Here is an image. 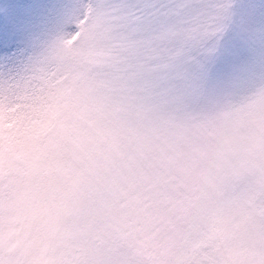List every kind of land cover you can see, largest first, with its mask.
<instances>
[{"label": "clouds", "instance_id": "1", "mask_svg": "<svg viewBox=\"0 0 264 264\" xmlns=\"http://www.w3.org/2000/svg\"><path fill=\"white\" fill-rule=\"evenodd\" d=\"M176 2L130 83L114 0L0 57V264H264V0Z\"/></svg>", "mask_w": 264, "mask_h": 264}, {"label": "snow or ice", "instance_id": "2", "mask_svg": "<svg viewBox=\"0 0 264 264\" xmlns=\"http://www.w3.org/2000/svg\"><path fill=\"white\" fill-rule=\"evenodd\" d=\"M114 3L119 5L116 9L117 22L126 34L124 37L125 47L132 51L120 62L123 66L116 68L112 73V78L99 85L101 88H110L121 82L130 83L135 80L143 71V58L136 42V37L140 35L139 30L145 26L150 27L158 20L163 19L164 16H179L180 14L176 0H171V2L169 0H114ZM0 46H2V42H0ZM14 63L9 62L8 65H5L0 59V74L6 67L11 71V66Z\"/></svg>", "mask_w": 264, "mask_h": 264}, {"label": "rangeland", "instance_id": "3", "mask_svg": "<svg viewBox=\"0 0 264 264\" xmlns=\"http://www.w3.org/2000/svg\"><path fill=\"white\" fill-rule=\"evenodd\" d=\"M51 0H0V24L10 26L15 39L2 43L0 56L13 52L32 31L40 14V5Z\"/></svg>", "mask_w": 264, "mask_h": 264}]
</instances>
